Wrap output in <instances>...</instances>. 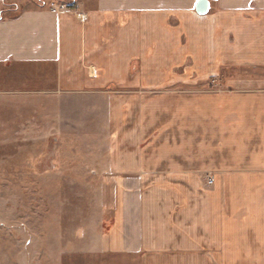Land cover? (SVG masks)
I'll return each mask as SVG.
<instances>
[{
    "label": "crops",
    "instance_id": "crops-1",
    "mask_svg": "<svg viewBox=\"0 0 264 264\" xmlns=\"http://www.w3.org/2000/svg\"><path fill=\"white\" fill-rule=\"evenodd\" d=\"M197 2L24 10L0 20V75L61 123L116 133L104 251L264 264V0Z\"/></svg>",
    "mask_w": 264,
    "mask_h": 264
},
{
    "label": "rangeland",
    "instance_id": "rangeland-1",
    "mask_svg": "<svg viewBox=\"0 0 264 264\" xmlns=\"http://www.w3.org/2000/svg\"><path fill=\"white\" fill-rule=\"evenodd\" d=\"M80 1L0 0V20ZM26 84L0 75V264H149L144 253L104 251L100 241L114 214L102 175L116 133L61 123L53 101L6 91Z\"/></svg>",
    "mask_w": 264,
    "mask_h": 264
},
{
    "label": "water",
    "instance_id": "water-1",
    "mask_svg": "<svg viewBox=\"0 0 264 264\" xmlns=\"http://www.w3.org/2000/svg\"><path fill=\"white\" fill-rule=\"evenodd\" d=\"M209 7V0H198V2L196 3V11L201 14L206 13Z\"/></svg>",
    "mask_w": 264,
    "mask_h": 264
},
{
    "label": "built area",
    "instance_id": "built-area-1",
    "mask_svg": "<svg viewBox=\"0 0 264 264\" xmlns=\"http://www.w3.org/2000/svg\"><path fill=\"white\" fill-rule=\"evenodd\" d=\"M213 179L212 178H209L208 181L211 182Z\"/></svg>",
    "mask_w": 264,
    "mask_h": 264
}]
</instances>
